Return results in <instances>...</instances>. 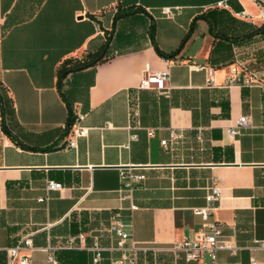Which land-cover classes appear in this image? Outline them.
<instances>
[{
	"label": "crops",
	"instance_id": "obj_1",
	"mask_svg": "<svg viewBox=\"0 0 264 264\" xmlns=\"http://www.w3.org/2000/svg\"><path fill=\"white\" fill-rule=\"evenodd\" d=\"M258 13L253 0H0V264L28 236V264H93L95 239L109 264L114 212L138 264H195L167 247L201 229L211 184L236 248L219 262L264 264V93L229 84L264 81ZM81 63L60 94L59 69ZM161 71L165 89L138 88ZM77 114L87 135L69 148ZM121 170L144 179L127 191Z\"/></svg>",
	"mask_w": 264,
	"mask_h": 264
},
{
	"label": "built area",
	"instance_id": "obj_2",
	"mask_svg": "<svg viewBox=\"0 0 264 264\" xmlns=\"http://www.w3.org/2000/svg\"><path fill=\"white\" fill-rule=\"evenodd\" d=\"M259 9L257 18L264 21V0H253ZM218 6H226L225 3L219 2ZM162 11L165 14L170 13L169 7H164ZM240 16L253 19V16L247 14L244 10L239 13ZM168 80V71H161L157 73H146V76L139 83L138 88H147L150 85H154L157 89H165V84ZM229 84L243 85V86H255L261 89L264 93V81L257 79L253 76L239 77L238 75L230 78ZM83 120L82 114H77L73 120L71 128V137L67 142L69 148L76 147V139L85 137L87 135V128L84 127L81 122ZM248 124V117L241 116L237 121L236 128H230L227 130L228 135H234L238 133V129ZM262 132L264 134V126H262ZM151 134V132L149 133ZM171 139L176 138L174 133L170 135ZM135 135H131V139H135ZM161 144L165 146L166 140H162ZM120 183L127 191L133 189V185L144 179L143 175H138L130 172L129 170H121L119 173ZM48 189L60 188V184L53 181H49L47 184ZM220 200V188L216 184H211L205 194V205L194 209L196 215L201 218L202 227L196 232L193 237L184 238L174 241L167 247L168 250L173 252L182 253L184 259L188 262H194L195 264H221L217 257L219 250H228L234 253L236 248L231 244L222 232L220 223L212 218L214 212L218 208V202ZM131 206V209H134ZM109 231L114 233L117 237L116 248L121 251L119 257L110 260L109 264H138L137 255L143 247L134 240L132 233L126 229V224L121 219L118 212H114L111 216ZM83 236L80 235L79 238ZM260 246L264 247V241H256ZM34 249L30 237H24L19 242L7 249L8 263L7 264H28L29 256L23 254V251H32ZM93 251L92 263L99 264L102 261L103 248L99 245L97 239L91 247ZM49 260L53 261L51 255L48 256Z\"/></svg>",
	"mask_w": 264,
	"mask_h": 264
},
{
	"label": "trees",
	"instance_id": "obj_3",
	"mask_svg": "<svg viewBox=\"0 0 264 264\" xmlns=\"http://www.w3.org/2000/svg\"><path fill=\"white\" fill-rule=\"evenodd\" d=\"M122 14H126V12H125V13L118 14V16H120V15H122ZM262 28H264V27H262ZM259 31H260V30H259ZM82 65H84V63L76 64L74 67H67V68L62 67V68L59 69V71H58L57 88H58L60 94H61V79H62V78H63V77L69 72V71H71L72 69H77L79 66H82ZM70 120H71V119H69L68 122H70ZM5 131H6V130H5ZM6 132H7V131H6ZM7 133H8V132H7Z\"/></svg>",
	"mask_w": 264,
	"mask_h": 264
}]
</instances>
